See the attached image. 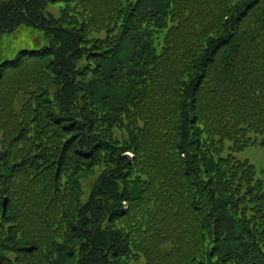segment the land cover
Here are the masks:
<instances>
[{"label":"trees","instance_id":"16d2710c","mask_svg":"<svg viewBox=\"0 0 264 264\" xmlns=\"http://www.w3.org/2000/svg\"><path fill=\"white\" fill-rule=\"evenodd\" d=\"M252 145L264 0H0V264H264Z\"/></svg>","mask_w":264,"mask_h":264},{"label":"rangeland","instance_id":"374dc122","mask_svg":"<svg viewBox=\"0 0 264 264\" xmlns=\"http://www.w3.org/2000/svg\"><path fill=\"white\" fill-rule=\"evenodd\" d=\"M15 38L19 39L18 35L14 36ZM20 108L17 107L16 110ZM131 158H133L132 154H128ZM238 157L242 160H247L255 167L256 178L257 179H264V148L256 145H252L243 152H241ZM86 188H89V185H85ZM35 232H33L34 234ZM37 260V256H36Z\"/></svg>","mask_w":264,"mask_h":264},{"label":"water","instance_id":"95a60500","mask_svg":"<svg viewBox=\"0 0 264 264\" xmlns=\"http://www.w3.org/2000/svg\"><path fill=\"white\" fill-rule=\"evenodd\" d=\"M7 204H8V199L6 198V199L4 200V204H3V205H4V208H3V215H5V213H6ZM35 249H36V247H34V246H32V247L21 248V250H24V251L29 252V253L35 251Z\"/></svg>","mask_w":264,"mask_h":264}]
</instances>
